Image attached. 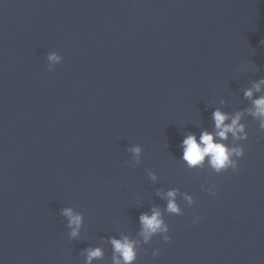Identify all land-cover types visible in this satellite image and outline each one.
Listing matches in <instances>:
<instances>
[{"label":"clouds","instance_id":"obj_1","mask_svg":"<svg viewBox=\"0 0 264 264\" xmlns=\"http://www.w3.org/2000/svg\"><path fill=\"white\" fill-rule=\"evenodd\" d=\"M261 44H264V41H261ZM46 59L48 61L47 70L51 71L55 65L62 62L63 58L56 52H51L46 55ZM243 70L246 71L247 69L243 68ZM262 91H264V78L253 81L250 88L244 89V97L251 101V107L237 111L235 114H229L217 108L212 113L214 132L202 131L199 140L192 133L185 136L181 145L183 149L182 160L189 168H203L205 161H207L210 168L217 174L228 172L229 169L233 171L238 169V160L245 155L244 147L239 143L229 146L223 141H227L229 135L234 142L248 139L247 126L241 122L245 113L257 120L259 128L264 131V95L254 98L255 93ZM221 103H225V101H221ZM217 137L219 140L216 139ZM126 151L132 154L134 165L141 163L142 147L140 145L128 147ZM147 175L153 182L159 179L157 174L152 171H149ZM206 190L211 195L216 194L214 188ZM178 194L179 189H169L167 192L157 190V195H161L167 201L166 208L162 211L159 207L154 206L151 209V214L142 213L140 215V231L138 233L140 239H133L127 235H123L121 238H109V243L112 246V264H134L141 250V245L148 244L156 235H160L165 242L171 241L172 238L168 234L169 225L165 222L164 215L165 213L169 215L184 214L177 202ZM183 199L189 207L195 203L193 197L188 193H183ZM60 215L67 219L66 227L70 229L69 239L79 238L84 223L83 214L75 211L72 207H64ZM193 215L195 217L193 222H198L199 217L195 213ZM81 255L85 256V264H92L94 260L103 259L105 253L101 247H89L84 249ZM152 255L158 256L159 250H154Z\"/></svg>","mask_w":264,"mask_h":264}]
</instances>
